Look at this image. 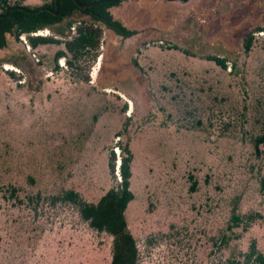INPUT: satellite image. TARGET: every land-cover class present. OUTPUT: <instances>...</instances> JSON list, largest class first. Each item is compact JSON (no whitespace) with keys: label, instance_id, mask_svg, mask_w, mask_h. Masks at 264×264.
<instances>
[{"label":"rangeland","instance_id":"374dc122","mask_svg":"<svg viewBox=\"0 0 264 264\" xmlns=\"http://www.w3.org/2000/svg\"><path fill=\"white\" fill-rule=\"evenodd\" d=\"M109 12L129 37L75 12L29 34L53 42L7 34L0 48V264H111V236L64 192L96 203L118 139L132 153L125 219L139 264H230L253 241L264 253V0ZM90 27L94 47L66 49Z\"/></svg>","mask_w":264,"mask_h":264},{"label":"trees","instance_id":"16d2710c","mask_svg":"<svg viewBox=\"0 0 264 264\" xmlns=\"http://www.w3.org/2000/svg\"><path fill=\"white\" fill-rule=\"evenodd\" d=\"M123 1L125 0H49L41 6H28L0 0V48L6 45L7 34L16 38L23 34L28 35L32 46L53 42L51 38L33 37L29 34L59 23L75 12L87 15L92 21L100 22L122 36H130L132 31L114 19L109 12V8L118 6ZM98 35L97 31L91 27L79 29L78 36L73 41L64 44L67 50H73L77 46L81 48L94 47ZM249 43L250 41L246 39L245 50H249ZM211 60L218 66L225 67L222 58L213 57ZM119 136L120 134L116 135V137ZM113 147L120 149L121 153L117 171L119 181H116L114 174L116 157ZM131 161L132 153L128 140L122 142L118 139L115 146H112L109 151L108 165L113 184L96 203L83 200L74 190L64 192V198L76 204L80 217L87 221L90 227L97 231H104L111 236V264H139L136 241L129 231L125 219V210L133 199V193L130 190ZM230 220L233 226L237 227L241 222V217L233 212ZM218 242L220 246L226 244L228 242L227 235H222ZM227 261L230 264H264V253L257 248L253 241L246 251H239L237 255L228 258Z\"/></svg>","mask_w":264,"mask_h":264},{"label":"flooded vegetation","instance_id":"af4514ba","mask_svg":"<svg viewBox=\"0 0 264 264\" xmlns=\"http://www.w3.org/2000/svg\"><path fill=\"white\" fill-rule=\"evenodd\" d=\"M113 31V30H112ZM113 32H115V31H113ZM116 33V32H115ZM116 34H118V33H116ZM118 35H120L121 37H129V36H122L121 34H118Z\"/></svg>","mask_w":264,"mask_h":264},{"label":"bare ground","instance_id":"6f19581e","mask_svg":"<svg viewBox=\"0 0 264 264\" xmlns=\"http://www.w3.org/2000/svg\"><path fill=\"white\" fill-rule=\"evenodd\" d=\"M11 68V67H10Z\"/></svg>","mask_w":264,"mask_h":264}]
</instances>
